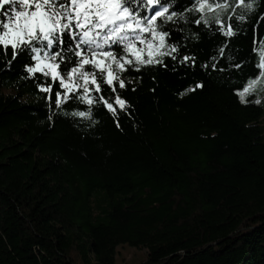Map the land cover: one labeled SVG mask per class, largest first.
<instances>
[{
	"label": "trees",
	"instance_id": "trees-1",
	"mask_svg": "<svg viewBox=\"0 0 264 264\" xmlns=\"http://www.w3.org/2000/svg\"><path fill=\"white\" fill-rule=\"evenodd\" d=\"M227 3L232 36L170 0L176 59L120 73L117 116L98 100L74 116L75 95L57 109L59 86L49 101L0 50V264H114L122 245L143 264H264V104L235 91L259 75L264 0Z\"/></svg>",
	"mask_w": 264,
	"mask_h": 264
},
{
	"label": "snow or ice",
	"instance_id": "snow-or-ice-1",
	"mask_svg": "<svg viewBox=\"0 0 264 264\" xmlns=\"http://www.w3.org/2000/svg\"><path fill=\"white\" fill-rule=\"evenodd\" d=\"M190 3L201 13L196 24L203 21L208 26L210 19L205 14H211L221 34H235L232 24L225 25L221 19L230 7L227 0L224 3L190 0ZM235 4L245 11L254 6L253 0H235ZM170 7V0H0V50L7 55L11 49L13 61L19 55L28 57L23 70L28 79H37L39 74L37 88L47 94L49 101L53 87L59 86L54 101L57 109L75 95L88 105V111L74 110L72 115L90 118L91 106L98 100L117 116L118 110L128 108L127 101L117 92V83L121 89L126 87L120 73L129 68L139 72L141 66L163 64L164 56L176 59L178 46L168 42L171 29L163 30L177 15ZM233 14L235 8L228 16L229 21ZM256 43L254 36L253 44ZM259 43L261 59L256 65L259 75L250 78L243 89L235 90L241 102H246L245 97L256 91L257 82L264 77V39ZM224 47L219 50L221 55ZM253 51L257 49L254 47ZM190 59L194 65L195 59L187 55L181 62ZM11 63L8 62L9 69ZM211 67L215 70L216 63ZM102 83L108 86L111 96L103 94ZM199 87L203 84L195 85ZM255 103L259 104V99ZM115 122L119 127V120Z\"/></svg>",
	"mask_w": 264,
	"mask_h": 264
},
{
	"label": "rangeland",
	"instance_id": "rangeland-1",
	"mask_svg": "<svg viewBox=\"0 0 264 264\" xmlns=\"http://www.w3.org/2000/svg\"><path fill=\"white\" fill-rule=\"evenodd\" d=\"M251 96L259 99L264 104V77L256 84V91ZM264 119V118H263ZM264 126V120L262 121ZM146 261V251L144 249H136L128 245L118 246L116 248L114 264H143Z\"/></svg>",
	"mask_w": 264,
	"mask_h": 264
}]
</instances>
